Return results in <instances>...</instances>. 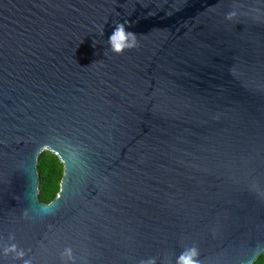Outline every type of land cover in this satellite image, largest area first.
I'll list each match as a JSON object with an SVG mask.
<instances>
[{
    "label": "water",
    "instance_id": "obj_1",
    "mask_svg": "<svg viewBox=\"0 0 264 264\" xmlns=\"http://www.w3.org/2000/svg\"><path fill=\"white\" fill-rule=\"evenodd\" d=\"M262 254L264 0H0V264Z\"/></svg>",
    "mask_w": 264,
    "mask_h": 264
},
{
    "label": "trees",
    "instance_id": "obj_2",
    "mask_svg": "<svg viewBox=\"0 0 264 264\" xmlns=\"http://www.w3.org/2000/svg\"><path fill=\"white\" fill-rule=\"evenodd\" d=\"M40 178L41 203L48 204L53 201L60 191V184L64 174V165L57 155L50 151H43L38 161ZM253 264H264L262 254Z\"/></svg>",
    "mask_w": 264,
    "mask_h": 264
}]
</instances>
